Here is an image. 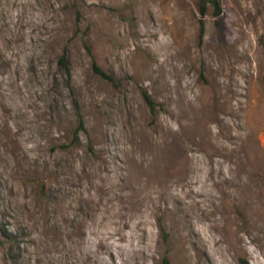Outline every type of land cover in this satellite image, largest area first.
<instances>
[{
	"label": "rangeland",
	"instance_id": "1",
	"mask_svg": "<svg viewBox=\"0 0 264 264\" xmlns=\"http://www.w3.org/2000/svg\"><path fill=\"white\" fill-rule=\"evenodd\" d=\"M200 1L0 0V264H264V0Z\"/></svg>",
	"mask_w": 264,
	"mask_h": 264
},
{
	"label": "trees",
	"instance_id": "2",
	"mask_svg": "<svg viewBox=\"0 0 264 264\" xmlns=\"http://www.w3.org/2000/svg\"><path fill=\"white\" fill-rule=\"evenodd\" d=\"M212 5L214 8V15L216 18L220 19L222 13H223V9L221 6V2L220 0H201L200 1V9H201V14L202 17H205V15L207 14V10H208V6ZM219 22V21H218ZM202 24V33L204 31V23L203 20L201 21ZM60 63L62 65V67L67 68V62H66V58L63 57L60 60ZM94 70L96 73H98L99 75H101L102 77L108 79V80H113V78L111 76H109L108 74H106L99 66H97L96 64H94ZM146 100L148 102V104L150 105L151 109L154 110L155 105L153 103V101L151 100L150 96L146 94ZM85 129L83 121H80V126L77 129V133H79L80 131H83ZM164 264H170L168 259L164 260ZM248 264V263H246Z\"/></svg>",
	"mask_w": 264,
	"mask_h": 264
},
{
	"label": "bare ground",
	"instance_id": "3",
	"mask_svg": "<svg viewBox=\"0 0 264 264\" xmlns=\"http://www.w3.org/2000/svg\"><path fill=\"white\" fill-rule=\"evenodd\" d=\"M220 109V108H219ZM234 232H235V230H234ZM223 241V240H222ZM215 244V243H214Z\"/></svg>",
	"mask_w": 264,
	"mask_h": 264
}]
</instances>
